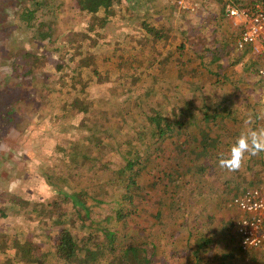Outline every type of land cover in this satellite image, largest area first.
Listing matches in <instances>:
<instances>
[{"label":"rangeland","instance_id":"374dc122","mask_svg":"<svg viewBox=\"0 0 264 264\" xmlns=\"http://www.w3.org/2000/svg\"><path fill=\"white\" fill-rule=\"evenodd\" d=\"M123 1V7L119 2L112 5L118 10L117 15L105 22L101 20L105 14L103 9L98 14L82 12L74 5L75 1L63 0L58 6L44 0H37L42 2L40 5L32 0H0V264H55V254L43 250L44 246H50L46 234L55 227L53 221L62 212L76 218L75 206L80 205L73 196L78 187L88 189L101 199V205L93 208L91 219L100 221L106 217L107 221L106 226L103 223V228H97L99 233L95 234L94 242L98 247L90 243L87 249L80 248L79 258L73 264H133L129 260L134 258L132 254L108 259L107 246L111 244L104 228L124 233L135 225L123 227L128 218L119 215L115 206L124 200L118 198V191L124 190L127 172L122 171L127 162L124 156L143 151L151 139L149 131L140 132L137 127L145 124L146 130L152 131L150 128L155 123L153 118L149 122L142 121L145 116H140L138 104L147 115L161 110L168 121H173L176 119L173 113L183 107L185 98L193 102L196 94L167 81L165 87L161 82L151 84L156 94L141 95L147 92L146 83L133 87L131 79L128 80V68L118 72L116 64L123 60L124 48L137 49L136 62L139 63L155 56L156 52L160 56H175L178 53L174 50L176 39L185 34L188 26H195L196 21L191 17L196 15L177 8L174 0ZM250 1L244 0L245 3ZM22 8L32 11V20L29 25L19 24L16 28L19 21L16 15ZM165 10L169 11L166 16L163 15ZM149 12L152 14L148 15ZM214 13L212 16L221 17L226 23L221 21L222 25L218 26L221 32L237 30L220 6L214 8ZM152 18V24L156 23L154 25L165 34L158 50L150 45L149 30L144 29V20L148 22L147 19ZM212 25L216 26L208 23L204 27ZM93 60L97 63L99 77L87 75L85 78L94 84L88 86L82 96L77 89L59 97L55 78L59 82L62 75L83 77ZM236 66L240 70L241 63ZM163 74L168 78L170 71L166 69ZM123 79L126 82H122ZM160 92L163 94L159 95ZM126 110L135 116L124 123L118 119L104 121L100 114L108 111L114 116ZM138 117L140 120L134 127L132 119ZM183 120L188 123L189 117ZM106 125L116 129L111 132L119 133L122 148L117 146L110 153L114 154V161L109 162L106 171H99L94 169L93 158L98 154L94 147L98 143L96 137H101L100 131ZM118 126H121L119 131ZM99 139V151L108 152L114 139ZM217 213L235 221L237 209L227 204ZM142 222L135 226V232H141L143 226L151 223L147 218ZM81 223L77 218V224ZM94 223L91 221V225ZM76 235L81 242L90 237L82 228L76 230ZM25 247H30L28 256H24ZM162 252L158 249V253L150 251L146 256L152 261L154 255ZM248 258L239 264H251ZM143 260L140 257V262ZM220 262L221 259H214L211 264ZM261 263L264 262L254 264ZM160 264L170 263L164 259Z\"/></svg>","mask_w":264,"mask_h":264},{"label":"trees","instance_id":"16d2710c","mask_svg":"<svg viewBox=\"0 0 264 264\" xmlns=\"http://www.w3.org/2000/svg\"><path fill=\"white\" fill-rule=\"evenodd\" d=\"M32 1L39 5L42 3ZM44 1L58 3L60 6L63 0ZM68 1H75L74 5L82 12L98 14L103 9L105 14L101 20L105 22L109 17L117 15L118 10L112 5L119 2L121 7L124 6L123 0ZM235 1L245 3L244 0ZM168 13L165 10L163 15ZM32 14V11L22 8L16 15L19 18L16 28L19 24L29 25ZM195 15L199 16L195 26H188L185 34L175 41L174 50L178 52L175 56H160L156 52L155 56L139 63L136 62L138 50L124 48L123 60L116 64L118 72L128 68V80L131 79L133 87L146 83L147 92L141 95L156 94L151 86L161 82L162 87H165L168 81L195 93L197 100L195 98L192 102L188 97L185 98L183 107L173 113L176 118L173 121H168L161 110H154L147 115L138 104L140 116H145L142 121L149 122L153 118L155 123L150 128L152 131L146 130L145 124L137 127L140 132L151 133L145 149L135 151L136 155L124 156L127 161L122 168V171H127L124 190L118 191V198L124 200L116 203L115 208L119 215L128 218L123 227L133 223L135 225L124 233L104 228L111 244L107 246L108 259L124 258L132 254L134 258L129 260L133 264H160L164 259L170 264H211L214 259H221L219 264H239L245 257L252 260L251 264L264 262L263 252L241 249L235 221L217 213L229 205L235 195L250 187L264 186V153L247 156L235 171L225 170L218 164L219 157L227 155L229 146L242 131L246 118L251 116L254 127L264 128V91L260 89L262 79L257 75V61L249 55V48L240 50L236 47L237 30L226 29L228 32H221L218 26L222 25L221 21L225 23L221 17L212 16L211 11H199ZM145 20L144 29L149 30L148 36L152 40L150 45L158 50L159 42L165 34L154 25L156 23L152 24L154 18L147 19L151 23ZM208 23L216 26L204 27ZM238 63H241L240 70L236 66ZM95 64V61L90 63L83 77L62 75L58 82L54 76L59 97L77 89L82 96L88 86L94 84L85 77H99V69ZM166 69L170 71L168 78L163 74ZM188 73H191L190 76ZM100 114L104 121L118 119L121 123L135 116L130 110L114 116L108 111H101ZM186 117H189L188 123L183 120ZM138 120L140 117L132 119L134 127ZM112 130L116 131L112 125H106L100 131L101 137H96L98 143L94 148L98 154L93 158L95 170L106 171L109 162L114 161V154L110 153L122 145L119 133L115 134ZM108 137L114 139V143L108 147V152L99 151L101 139L98 138ZM75 192L73 199L80 205L75 206L76 218L72 219L68 212H62L53 221L55 227L46 234L50 246H44L43 250L55 254V264H73L79 258V249H87L90 243L94 248L98 247V243L94 242L95 234L99 233L97 228H103V223L106 226V217L100 221L91 219L93 208L101 205V199L84 187H78ZM77 218L81 224H77ZM144 218L151 223L143 226L141 232H135V226L142 224ZM91 221L95 223L91 225ZM78 228L84 229L87 236H90L86 242L79 241L76 235ZM202 231L205 233L201 234ZM167 243L168 248L165 247ZM158 249L163 252L154 255L152 261L147 258L148 252L158 253ZM29 251L30 247H25L24 256H28ZM140 257L144 258L142 262Z\"/></svg>","mask_w":264,"mask_h":264},{"label":"built area","instance_id":"2783aa9c","mask_svg":"<svg viewBox=\"0 0 264 264\" xmlns=\"http://www.w3.org/2000/svg\"><path fill=\"white\" fill-rule=\"evenodd\" d=\"M175 6L187 12L214 11L221 7L223 14L237 28L235 41L240 50L249 48V55L257 61L258 77L264 88V1L242 3L235 0H174ZM229 205L237 209L235 224L242 250L264 253V188L250 187L232 197Z\"/></svg>","mask_w":264,"mask_h":264},{"label":"clouds","instance_id":"9594fccd","mask_svg":"<svg viewBox=\"0 0 264 264\" xmlns=\"http://www.w3.org/2000/svg\"><path fill=\"white\" fill-rule=\"evenodd\" d=\"M243 124L242 131L229 146L227 155L222 154L218 159L219 166L225 170H238L247 156L264 153V128L254 127L251 116L246 118Z\"/></svg>","mask_w":264,"mask_h":264},{"label":"crops","instance_id":"0c3cea01","mask_svg":"<svg viewBox=\"0 0 264 264\" xmlns=\"http://www.w3.org/2000/svg\"><path fill=\"white\" fill-rule=\"evenodd\" d=\"M211 12H212V14L214 13L213 10H212ZM214 14H215V13H214ZM191 18H193L194 20H197V19H199V16H198V17H197V16H192ZM261 85H262V84H261ZM252 87H253V86H252ZM260 89L264 91L263 86H262ZM254 97L257 98L256 96H254ZM257 187H262V188H264L263 184L260 185V186H257Z\"/></svg>","mask_w":264,"mask_h":264}]
</instances>
